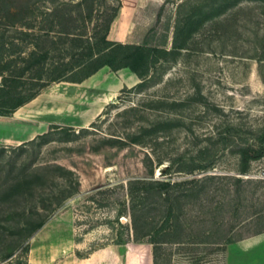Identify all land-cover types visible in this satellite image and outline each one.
Instances as JSON below:
<instances>
[{
  "label": "rangeland",
  "instance_id": "obj_1",
  "mask_svg": "<svg viewBox=\"0 0 264 264\" xmlns=\"http://www.w3.org/2000/svg\"><path fill=\"white\" fill-rule=\"evenodd\" d=\"M88 1L101 34L117 1ZM121 2L112 32L152 48L147 72L104 67L84 84L108 104L0 145V264H227L233 241L264 235V157L242 174L239 154L264 128V0ZM53 3L0 0V14L28 8L9 19L32 33Z\"/></svg>",
  "mask_w": 264,
  "mask_h": 264
},
{
  "label": "trees",
  "instance_id": "obj_2",
  "mask_svg": "<svg viewBox=\"0 0 264 264\" xmlns=\"http://www.w3.org/2000/svg\"><path fill=\"white\" fill-rule=\"evenodd\" d=\"M116 1L117 5L103 25L101 34L98 28L100 15L92 14L99 9L91 7L88 0H54L43 18L45 24L32 33L19 32L9 19L23 18L28 8L19 10L23 14L19 11L0 14V116H10L52 83H80L103 67L112 71L128 69L137 79H142L147 72L152 48L108 38L110 26L122 6L121 0ZM29 16H36L33 8ZM90 21L93 25L88 34L86 28ZM55 25L62 27L61 30H53ZM27 27L32 29L30 25ZM54 31L58 36L52 35ZM58 52H62L63 56H55ZM142 68L145 70L142 71ZM53 128L63 127L52 126L50 129ZM49 130L38 136L47 134ZM255 138L257 147L239 149L242 174L247 172L251 161L264 157V128Z\"/></svg>",
  "mask_w": 264,
  "mask_h": 264
},
{
  "label": "crops",
  "instance_id": "obj_3",
  "mask_svg": "<svg viewBox=\"0 0 264 264\" xmlns=\"http://www.w3.org/2000/svg\"><path fill=\"white\" fill-rule=\"evenodd\" d=\"M135 2L136 0H129L128 3L134 4ZM139 8L140 4L137 5V10ZM113 27L114 21L110 26L108 38L117 42H128L131 37V30H120L118 33L113 34ZM98 71L80 83L69 82L71 86H66L68 88H83V92L79 90L76 92L63 91L61 87L65 86L60 85L61 82H58L56 86H47L37 97L16 109L10 116H0V145L5 147L22 145L25 142L33 140L38 135L46 133L52 126L73 127L74 121L81 117V115L86 114L87 110L96 108L101 99L108 104L111 101L109 92L101 93L96 91L89 98L88 86L84 84L94 77ZM130 73L137 78L134 73ZM127 85L126 83L124 86H121L119 91L124 87H131ZM80 97H88L86 99L91 106H85L83 107L84 109H80L77 105V109L73 112L71 109L75 106L74 100ZM65 98L74 99L70 107L65 108L63 106V99ZM99 116L100 114L97 117ZM225 261L227 264H264V235H250L246 238L233 241L230 248L226 251Z\"/></svg>",
  "mask_w": 264,
  "mask_h": 264
}]
</instances>
